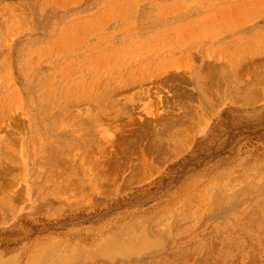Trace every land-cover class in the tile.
I'll list each match as a JSON object with an SVG mask.
<instances>
[{
  "label": "rangeland",
  "instance_id": "obj_1",
  "mask_svg": "<svg viewBox=\"0 0 264 264\" xmlns=\"http://www.w3.org/2000/svg\"><path fill=\"white\" fill-rule=\"evenodd\" d=\"M0 264H264V0H0Z\"/></svg>",
  "mask_w": 264,
  "mask_h": 264
}]
</instances>
